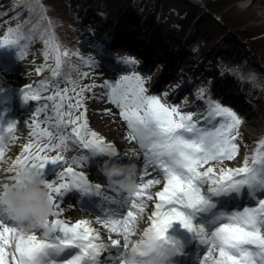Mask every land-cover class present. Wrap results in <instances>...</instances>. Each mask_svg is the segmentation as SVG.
I'll return each instance as SVG.
<instances>
[{
    "label": "snow or ice",
    "instance_id": "6c2138e0",
    "mask_svg": "<svg viewBox=\"0 0 264 264\" xmlns=\"http://www.w3.org/2000/svg\"><path fill=\"white\" fill-rule=\"evenodd\" d=\"M23 27L17 24L15 28L7 29L8 35L15 34V38L5 37L0 41V47L16 46L20 50L31 38L22 31ZM48 35L52 34H46V43ZM59 49L57 42L45 53L47 59L55 52L52 70V75L58 78L55 86L60 83L62 59L66 63L67 57L76 55L67 51L61 54ZM124 63L132 65L136 61L125 59ZM87 75L83 73L85 78ZM71 82L75 83L74 80ZM145 83L144 78L134 72L104 85L109 90L105 98L120 110L119 116L126 122L127 139L138 142L144 157L137 190L130 199L104 211V216L96 221L108 229L106 239L88 220L69 223L59 218L62 207L59 201L66 192L79 189L102 196L101 185L89 183L88 178L73 166L65 168L58 174V179L51 182L45 180L41 172L48 162H66L63 155L49 160L44 155L46 152L81 148L90 150L93 155L117 156L113 145L88 127L82 94L90 89L73 87L69 91L64 88L51 96H44L40 88L32 91L33 86L23 90L24 102L43 98L45 104L37 109L30 121L32 128L28 135L31 142L23 145L14 163L0 168V177H3L0 191L21 186L25 177L20 175V170H30L48 189L53 219L24 231L4 210L7 219L0 220V264H6V261L7 264H180L186 254L187 241L167 235L173 222H179L191 234L192 240L206 246L204 264H208L209 259L211 264H264V156L251 158V165L250 158L245 157L242 166L221 168L218 175L213 166L205 168L211 161H233L239 155L238 126L243 121L235 111L211 97L206 99V112L194 119L193 113H185L178 106L162 102L160 96L148 94ZM48 90L44 86V91ZM163 95L167 99L168 93ZM199 98L205 100L203 89ZM49 109L53 116L45 115ZM77 111L80 114L74 115ZM42 116L43 119H38ZM208 122L212 123L211 127L202 126ZM45 124L48 127H43ZM16 128L15 123H10L6 131L12 134ZM4 131L5 128L0 129V163L5 156L7 137ZM257 144L258 151L264 152V139ZM80 159L86 160L85 154ZM146 176L150 177L147 182L144 181ZM162 182V189L155 196L147 191ZM205 185H209L206 190ZM245 195L253 201L252 206L234 213L220 210L222 199H241ZM103 197L105 201L117 204L115 199ZM154 199L158 201L154 204L155 211L144 217L148 202ZM145 219L149 226L138 234L139 222ZM36 230L41 235H37ZM113 233L121 238H114Z\"/></svg>",
    "mask_w": 264,
    "mask_h": 264
},
{
    "label": "rangeland",
    "instance_id": "374dc122",
    "mask_svg": "<svg viewBox=\"0 0 264 264\" xmlns=\"http://www.w3.org/2000/svg\"><path fill=\"white\" fill-rule=\"evenodd\" d=\"M71 0H28L25 3H23V9L21 6L19 7L18 13L15 12V14L10 17L6 15V20L9 21V23L12 24H21L24 25L22 28V31H26V33L31 37L29 40L24 42V45H27V48H30V58L33 61H36L38 64H36V67L38 66V69L40 70V73H42L41 68L45 69V71H49L54 69L55 66V52L50 53L49 58L45 59V53L49 51L57 42L60 45L59 51L61 54L63 51H67L69 53H74L76 55H70V58L67 57V62L62 59V66L64 68H68L70 71L75 68L72 67L75 63H77L76 67L81 66V62L79 61L80 57L86 56V59L90 58L91 55L97 54L95 57H100V53H98L97 46L94 48L93 44L96 41H99L103 37V34L105 35L104 31L107 29V23L101 21L100 23H97L96 21L93 22V28H95L94 32L86 31L79 23V21L76 18V11L74 8L75 3L70 2ZM112 1V0H110ZM114 0L113 3H115ZM204 3H215L218 1L217 4H215V12L223 16V18L226 20L227 27L231 29V32H234V36L229 34V37H226V39L223 42V47L227 49V53L234 54L238 53V49L240 46L235 49V51L231 48L232 45V39L234 41L242 39V43L245 41L247 44L253 47L256 51L260 53V55H251L248 54L245 49L240 53L241 57H246V59L256 60L258 63L260 58L262 60L264 59V0H253V2L250 4L249 0H202ZM215 1V2H214ZM96 0H83L81 2V6L79 7L84 13H87L88 9L86 6H90L91 8L95 7ZM123 2V1H121ZM141 6L144 10H150L151 13L155 12V5L154 7H150V3H147L146 0H139ZM244 2H247L245 4ZM118 3V2H116ZM249 3V4H248ZM2 4V1H0V5ZM163 4H158L157 6H160ZM168 5V7H167ZM214 5V4H213ZM14 5V9H15ZM165 9V16L169 14V10L171 11L174 7H177L176 10H178L179 15H182L181 18L186 19L185 17L187 15L191 14L192 10H188V6L186 4L185 0H166V6H164ZM119 10V8L117 9ZM108 12V11H107ZM12 13V12H11ZM112 12H108V14L111 16ZM140 14L141 12L138 11ZM176 13V12H175ZM18 17V18H17ZM179 18V19H181ZM27 21L28 23L25 25L24 22ZM205 23V27L203 29V24ZM200 26V30H198L197 34L199 35H208L212 34L209 29V25L211 22L204 21ZM214 27L217 29L218 33L221 31V25L217 23H213ZM16 27V26H15ZM179 27V24H178ZM10 27L3 28V26L0 25V41H2V38L6 35L7 29ZM227 28V29H228ZM228 29V30H229ZM47 33H51L52 35H48V43L44 45V43L41 41L42 37H45ZM217 33V34H218ZM193 34V33H192ZM235 34H238L237 36ZM15 34L9 36L14 37ZM53 36L55 39H53ZM192 36V35H191ZM232 37V38H231ZM237 38V40H236ZM197 38V42H198ZM216 40H218L216 38ZM84 43V47H81V43ZM201 42V40H199ZM211 41H208L210 44ZM240 42V41H239ZM76 43H79L77 45ZM202 43L204 44V39H202ZM206 43V41H205ZM100 46H102L100 44ZM101 49V48H100ZM210 48H207L205 51L200 50L201 53H203L202 57L211 59L207 60V63L205 65L207 68H210L215 66L214 62V55L211 52H209ZM42 50V51H41ZM81 50L84 53L77 54L78 51ZM198 50V51H199ZM24 56V55H23ZM76 56V57H75ZM44 57V58H43ZM41 58V61H40ZM242 64H245L244 69L239 66L240 64H237L235 72H240V69H243L246 71L249 76L253 79L254 82L257 84L259 83L261 86L264 87V65L263 67H258L256 63H250L246 61L244 58H240ZM244 60L246 61L244 63ZM90 62H92L90 60ZM101 60H98L97 63L92 65L90 67V71L86 72L88 76L94 77L98 73L99 67H101ZM264 63V60H263ZM262 63V64H263ZM93 64V63H92ZM261 64V65H262ZM27 63L23 62L13 73L11 72H5L4 74H0V87H5L6 85L15 86L16 84H22L23 82H28L29 80H35L36 76L31 75V73L28 71ZM66 65H70L66 67ZM85 65V64H84ZM210 65V67H208ZM86 66V65H85ZM99 66V67H98ZM27 67V68H26ZM81 68V67H80ZM89 67H85L84 71H88ZM234 69V66L231 68ZM159 70H156L155 73H158ZM232 72V71H231ZM37 73V72H36ZM46 73V72H45ZM216 71H214V74ZM31 75L30 79L26 78V75ZM38 74V73H37ZM48 74V73H46ZM215 79L218 78L217 74L215 75ZM105 77V76H103ZM40 81V89L42 90L43 94L48 91H44V86H47L46 83L49 81ZM215 79L213 78H200L198 80V83L196 84V90L191 93L187 100L184 99L185 103L190 104V106H187L188 108H192V110L199 109V106H205L206 107V99L208 97H211L212 100L221 103L218 96L211 94V87L214 85ZM214 81V82H213ZM45 83V84H43ZM221 83V82H220ZM38 84V83H37ZM222 85H225V83H221ZM36 83L33 85L35 86ZM22 86V85H20ZM49 89H51V86H47ZM204 90V96L205 100L200 101L196 104V102L199 99V93L200 90ZM264 92V88H262ZM57 91V89L54 88V85H52V95ZM47 95V94H46ZM45 96V95H44ZM254 105L256 106V109L254 111V114L252 113L250 120L248 123L242 124L245 126L244 129L240 131L241 135L239 137V144L240 152L239 155L233 160V161H211L210 164H213V167L217 170L222 168L224 165L226 166L225 169L232 168L235 166V164L239 163L242 159H245V157H249V161L251 158L257 156L259 154L258 151V144L257 142L261 139H264V134H261L264 132V96H260V98L254 100ZM193 104V105H192ZM223 104V103H221ZM191 113V112H190ZM112 126H116V124H112ZM120 127L124 128V125H120ZM115 128V127H113ZM120 140L125 139L123 134L115 135ZM237 161V162H236ZM232 163H235L234 165ZM232 164V166H231ZM208 167L207 165L205 168ZM233 169V168H232ZM156 187V186H155ZM151 206V205H150ZM146 217V215H144Z\"/></svg>",
    "mask_w": 264,
    "mask_h": 264
},
{
    "label": "clouds",
    "instance_id": "9594fccd",
    "mask_svg": "<svg viewBox=\"0 0 264 264\" xmlns=\"http://www.w3.org/2000/svg\"><path fill=\"white\" fill-rule=\"evenodd\" d=\"M99 171L108 187L117 192L131 195L139 187L137 166L134 163L104 160ZM20 175L25 177L21 186L0 191V207L21 229L30 231L49 220L53 204L49 199L48 189L39 178L33 177L30 170L21 169Z\"/></svg>",
    "mask_w": 264,
    "mask_h": 264
},
{
    "label": "bare ground",
    "instance_id": "6f19581e",
    "mask_svg": "<svg viewBox=\"0 0 264 264\" xmlns=\"http://www.w3.org/2000/svg\"><path fill=\"white\" fill-rule=\"evenodd\" d=\"M244 3L247 4V2H244ZM263 8H264V6H263ZM23 119L27 120V118H24V117H23ZM18 140H19V143L8 146V150L6 152L4 161L2 163H0V168H7L10 163H14L15 157L18 156L22 152L23 145H24V142H26V140L24 139V137H18ZM242 162H243V159L241 161H239V164L234 163L236 167H233V169L242 166ZM1 178H3V177H1ZM88 182L92 184V182H90V180H88ZM101 203H102V201H101ZM111 205H112L111 203H108V206H111ZM74 213L82 215V220H88L90 222L91 226L94 227L96 230H98L101 233V236L103 239H106L108 237L109 231L103 226L102 223H97L96 222L97 220L93 219L91 214L85 213L83 210H79V209H73L72 214H74ZM69 216H71V215L69 214ZM148 226H149L148 222L145 223L143 220H141L139 222V226L137 229L138 234L140 232H142V230ZM172 226H173V224H172ZM112 235L114 238H121V237L116 236V234H114V233ZM114 254L116 255V253H114ZM184 262H185V264H187L186 260H184Z\"/></svg>",
    "mask_w": 264,
    "mask_h": 264
}]
</instances>
